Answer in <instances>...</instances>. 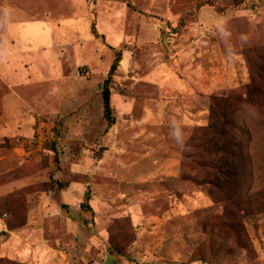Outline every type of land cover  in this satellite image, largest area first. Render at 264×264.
<instances>
[{
    "label": "rangeland",
    "instance_id": "1",
    "mask_svg": "<svg viewBox=\"0 0 264 264\" xmlns=\"http://www.w3.org/2000/svg\"><path fill=\"white\" fill-rule=\"evenodd\" d=\"M38 8L32 17L49 24L46 47L56 51L51 76L22 94L28 82L11 87L0 73V264H264V130L253 137L251 186L236 192L237 205L204 183L211 172L196 166L189 144L208 123L209 97L246 96L263 63L264 0ZM31 61H0V72L13 84L33 80L47 63ZM13 91L37 99L17 106ZM251 103L238 121L264 129V107ZM16 169L25 175L5 183ZM16 206L25 225L9 230Z\"/></svg>",
    "mask_w": 264,
    "mask_h": 264
},
{
    "label": "trees",
    "instance_id": "2",
    "mask_svg": "<svg viewBox=\"0 0 264 264\" xmlns=\"http://www.w3.org/2000/svg\"><path fill=\"white\" fill-rule=\"evenodd\" d=\"M233 1L235 5H240L245 0ZM259 57H262L263 63L257 65L254 72L255 78H251L250 86L245 92L246 96L242 98L239 94L229 93L221 97H209L208 123L205 126L197 127L189 138V144L193 151V162L196 166L207 168L211 172L210 180L204 181V183L211 185L217 193L225 194L229 202L234 205L238 203L235 199L236 192L238 194L243 189H248L249 185L251 186V167L254 157L251 143L254 140L253 137L264 130L263 126H256L257 128H255L251 127V124L247 125L238 121L242 110L253 100L260 101V106L264 107V56L259 54ZM120 60L121 54L117 53L110 66V75L116 70ZM103 100L104 114L109 116V92L107 88L103 91ZM24 175L20 169H16L1 177L5 183H8ZM4 181H2L3 184ZM58 185L60 186L61 183ZM262 191L264 192V189ZM262 191L257 192L262 193ZM216 192L210 193L212 196H216ZM19 193H13L10 196H18ZM261 193L256 195L260 197ZM17 201L21 202L19 199ZM81 206H84L83 203ZM17 209L18 206L14 210L6 212L8 216L6 224L9 230L25 225L26 217L16 215Z\"/></svg>",
    "mask_w": 264,
    "mask_h": 264
},
{
    "label": "crops",
    "instance_id": "3",
    "mask_svg": "<svg viewBox=\"0 0 264 264\" xmlns=\"http://www.w3.org/2000/svg\"><path fill=\"white\" fill-rule=\"evenodd\" d=\"M43 0H35L34 6L24 7L21 4H16V2L9 0H4L2 8L7 14L5 19L7 30L3 37V56L0 57L1 63L10 60H21L22 65L25 67L28 65H35L31 61V58L40 57L47 63L46 69L42 71L38 70L37 77L33 80H25L24 82H19V84H13L11 80L2 74L3 81L12 85H22L26 83V87L19 88V91L23 93H28V90H34L32 82L43 79L45 77L51 76L50 69L56 64V51L52 47H46L50 44V27L44 20H34L33 14L36 12L35 9L38 8L39 2ZM50 1V0H48ZM22 3V2H21ZM23 4V3H22ZM40 6V5H39ZM34 53L35 55H31ZM19 56V57H18ZM10 63V62H7ZM15 93V91H13ZM20 99L16 101L17 106L25 104L29 108L32 107V101L37 99L36 97L23 99L21 94L15 93ZM35 98V99H34Z\"/></svg>",
    "mask_w": 264,
    "mask_h": 264
},
{
    "label": "built area",
    "instance_id": "4",
    "mask_svg": "<svg viewBox=\"0 0 264 264\" xmlns=\"http://www.w3.org/2000/svg\"><path fill=\"white\" fill-rule=\"evenodd\" d=\"M43 134H39L34 137L32 140H21L20 147H28L29 145L35 143L36 141H40L42 139Z\"/></svg>",
    "mask_w": 264,
    "mask_h": 264
}]
</instances>
